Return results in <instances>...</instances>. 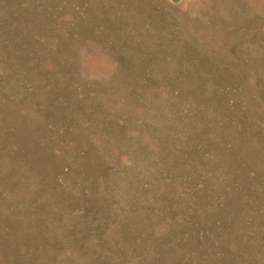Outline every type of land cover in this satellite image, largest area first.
<instances>
[{
  "label": "rangeland",
  "instance_id": "1",
  "mask_svg": "<svg viewBox=\"0 0 264 264\" xmlns=\"http://www.w3.org/2000/svg\"><path fill=\"white\" fill-rule=\"evenodd\" d=\"M0 264H264V0H0Z\"/></svg>",
  "mask_w": 264,
  "mask_h": 264
},
{
  "label": "water",
  "instance_id": "2",
  "mask_svg": "<svg viewBox=\"0 0 264 264\" xmlns=\"http://www.w3.org/2000/svg\"><path fill=\"white\" fill-rule=\"evenodd\" d=\"M173 1H177V0H173Z\"/></svg>",
  "mask_w": 264,
  "mask_h": 264
}]
</instances>
